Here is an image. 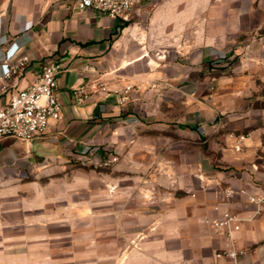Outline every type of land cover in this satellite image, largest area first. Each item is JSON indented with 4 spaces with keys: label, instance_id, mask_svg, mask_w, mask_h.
<instances>
[{
    "label": "crops",
    "instance_id": "crops-1",
    "mask_svg": "<svg viewBox=\"0 0 264 264\" xmlns=\"http://www.w3.org/2000/svg\"><path fill=\"white\" fill-rule=\"evenodd\" d=\"M76 2L0 0V64L29 57L0 77V106L49 62L63 104L33 141H0V264H264V207L250 201L264 196V0H145L126 23ZM155 83L215 121L211 157L95 165L154 121ZM225 214L239 227L206 222Z\"/></svg>",
    "mask_w": 264,
    "mask_h": 264
},
{
    "label": "built area",
    "instance_id": "built-area-1",
    "mask_svg": "<svg viewBox=\"0 0 264 264\" xmlns=\"http://www.w3.org/2000/svg\"><path fill=\"white\" fill-rule=\"evenodd\" d=\"M145 0H77L76 7L79 10L93 9L99 14L118 20L122 23L130 21L132 14ZM19 47L12 45L6 53L7 59L15 56ZM223 59V56L218 57ZM29 62L27 55L14 65L0 64V77L9 76ZM61 66L57 62L44 64L36 74L35 80L26 88L11 94L8 102L0 106V141L6 137L33 141L43 135L51 120H59L62 117L63 104L59 97L57 75ZM93 86V85H91ZM91 89L80 87L74 89V95L78 103H83ZM131 87L121 91V102L128 99ZM243 138V137H242ZM264 153V142L262 146ZM119 160L117 155L105 154L96 163L98 167L108 168ZM250 201L264 207V196H252ZM237 218L231 214H225L218 220L206 221L216 229L238 228ZM237 251H222L217 257L235 259Z\"/></svg>",
    "mask_w": 264,
    "mask_h": 264
},
{
    "label": "rangeland",
    "instance_id": "rangeland-1",
    "mask_svg": "<svg viewBox=\"0 0 264 264\" xmlns=\"http://www.w3.org/2000/svg\"><path fill=\"white\" fill-rule=\"evenodd\" d=\"M212 62L214 61L212 60ZM172 78L176 79L178 75H172ZM146 92L152 102L151 112L153 113L150 115L154 121H143L144 125L143 123L136 124L137 121H134L133 124L139 126H136V129L131 132L138 134V136L132 139L130 134H125L123 141L115 139L111 149L120 156L117 163L145 159L144 161H148L156 167H168L169 165L180 164L185 160L193 161L199 157L197 148L204 153V156L211 157L212 133L217 130V127L213 128L215 121H207L205 117L200 116V113L192 110L191 107H188L186 115H184L185 111L180 106L178 84L169 88L155 83ZM208 93L209 90L205 89L204 100L207 99ZM131 124L132 122H124V125L130 126ZM199 125L206 128L205 135L196 134ZM133 145L148 148L130 154V147Z\"/></svg>",
    "mask_w": 264,
    "mask_h": 264
}]
</instances>
